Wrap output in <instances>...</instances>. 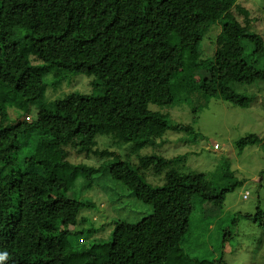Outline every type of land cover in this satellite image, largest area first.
Returning <instances> with one entry per match:
<instances>
[{
  "label": "trees",
  "instance_id": "obj_1",
  "mask_svg": "<svg viewBox=\"0 0 264 264\" xmlns=\"http://www.w3.org/2000/svg\"><path fill=\"white\" fill-rule=\"evenodd\" d=\"M235 2L0 0V86L21 92L30 103L45 85L44 77L30 69L20 41L11 38L15 24L31 30V43L44 62L66 72L95 74L105 86L99 94L70 93L28 120L14 121L9 106L0 105V254H6L0 264H71L72 259L85 264L78 262L95 257L96 252H66L61 237L69 231L60 209L76 176L93 179L100 170L152 205L153 212L137 222L116 221L107 255L94 264H170L182 250L190 255L197 199L222 208L234 184L219 189L203 173L180 174L171 168L166 183L154 186L146 180V169L161 172L175 160L158 153L135 162L107 152L101 167L98 160L76 163L70 154L103 155L107 150L98 148V141L110 132L117 140L141 144L167 130L193 132L152 105L174 103V87L192 66L185 63L186 51H194ZM217 37L218 94L249 107L256 95L235 84L264 85V39L233 19L222 22ZM257 143L264 145V136L252 133L236 140L240 149ZM248 216L264 232V209ZM233 236L225 230L222 247Z\"/></svg>",
  "mask_w": 264,
  "mask_h": 264
},
{
  "label": "rangeland",
  "instance_id": "obj_2",
  "mask_svg": "<svg viewBox=\"0 0 264 264\" xmlns=\"http://www.w3.org/2000/svg\"><path fill=\"white\" fill-rule=\"evenodd\" d=\"M227 19L248 25L264 39V0H236L233 8L207 29L203 40L196 46L198 52L196 49L186 51L185 63L190 62L192 66L186 69L174 87V103L152 105V109L166 115L171 122L192 126L193 132L167 130L163 137L144 144L117 140L110 132L98 141V148L107 150L103 155L85 156L75 151L70 154L76 163L94 164L98 160L96 166L101 167L109 155L138 162V156L158 153L175 160L161 172L146 169V180L154 186L166 183L171 168L180 174L203 173L219 189L235 185L234 189L227 191L222 208L213 202L197 199L200 210L194 219L193 238L187 243L190 255L182 250L174 255L170 264H264V232L248 216L255 214L258 207L264 209V145L257 143L242 149L236 145V140L252 133L264 136V85L259 89L235 84L239 91L256 95L249 107L220 98L214 53L216 47L221 46L217 35L222 22ZM31 34L28 27L15 24L11 38L20 41L30 69L44 77L45 85L41 96L30 103H26L21 92L8 91L1 85L0 105L9 106L7 111L11 119L35 118L40 107L73 92L99 94L105 91L101 79L95 74L66 72L44 62L31 43ZM28 111L29 116H23ZM93 177L76 176L67 195L69 200L62 202L63 209H60L64 227L69 231L61 237L66 252H96L95 257H83L78 262L85 264H94L105 258L116 221L137 222L153 212L152 205L137 199L106 171L95 172ZM246 192H249L248 198H244ZM239 214L241 218L236 220ZM210 223L215 225L214 229L208 228ZM227 229L234 236L222 247ZM93 243L98 246H92ZM70 263L77 262L72 259Z\"/></svg>",
  "mask_w": 264,
  "mask_h": 264
},
{
  "label": "clouds",
  "instance_id": "obj_3",
  "mask_svg": "<svg viewBox=\"0 0 264 264\" xmlns=\"http://www.w3.org/2000/svg\"><path fill=\"white\" fill-rule=\"evenodd\" d=\"M6 258V254H0V261Z\"/></svg>",
  "mask_w": 264,
  "mask_h": 264
},
{
  "label": "built area",
  "instance_id": "obj_4",
  "mask_svg": "<svg viewBox=\"0 0 264 264\" xmlns=\"http://www.w3.org/2000/svg\"><path fill=\"white\" fill-rule=\"evenodd\" d=\"M248 196H249V192H246V193L244 194V198H248Z\"/></svg>",
  "mask_w": 264,
  "mask_h": 264
}]
</instances>
